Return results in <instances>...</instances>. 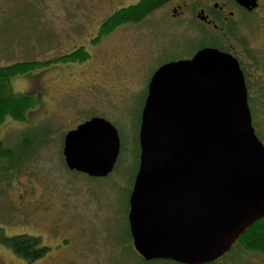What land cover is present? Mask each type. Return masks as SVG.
<instances>
[{
    "label": "rangeland",
    "instance_id": "1",
    "mask_svg": "<svg viewBox=\"0 0 264 264\" xmlns=\"http://www.w3.org/2000/svg\"><path fill=\"white\" fill-rule=\"evenodd\" d=\"M4 1L0 0L1 64L47 61L81 46L90 58L85 62H52L12 77L15 90L36 95L39 100L26 121L8 118L0 124V138L16 144L25 130L36 134L47 131L49 135L45 146L32 150L21 167L10 169L9 174H4L7 167H0V226L9 235L42 237L50 248L45 258L48 263L181 264L138 260L128 237L129 195L138 169L139 130L148 83L157 65L175 53L157 55L150 51L160 47V42H155L159 36L152 40L144 35L137 43L145 49L146 65L139 71H110L107 66L100 67L105 45L119 60L136 64L137 56L129 52L137 33L134 26L126 27L125 34L116 29L93 48L94 43L83 37L90 36L96 21L107 12L91 10L85 0H80V8L73 12L65 5L71 0H48L41 9L33 6L37 0H31L32 4L15 11ZM159 22L151 21L157 32L168 30ZM172 42L181 51L180 39ZM93 116L110 120L121 137L120 161L105 177L68 168L61 147L68 130ZM218 264H264V254H234L231 260Z\"/></svg>",
    "mask_w": 264,
    "mask_h": 264
},
{
    "label": "water",
    "instance_id": "2",
    "mask_svg": "<svg viewBox=\"0 0 264 264\" xmlns=\"http://www.w3.org/2000/svg\"><path fill=\"white\" fill-rule=\"evenodd\" d=\"M139 143L128 222L133 247L145 260L212 263L264 218V144L231 54L205 47L158 67ZM120 151L117 127L102 116L64 137L67 167L91 177L109 175Z\"/></svg>",
    "mask_w": 264,
    "mask_h": 264
},
{
    "label": "flooded vegetation",
    "instance_id": "3",
    "mask_svg": "<svg viewBox=\"0 0 264 264\" xmlns=\"http://www.w3.org/2000/svg\"><path fill=\"white\" fill-rule=\"evenodd\" d=\"M45 1L48 0H37L33 2V6L41 9ZM79 1L71 0V4L65 5L71 12L77 11L80 8ZM85 1L88 7L90 5L91 10L107 12L106 15L101 16L96 21L97 26L90 32V36L83 37L87 43H94L93 48L104 40L103 36L108 38L118 28L121 29V33L126 31L128 26H134L137 31L134 37L135 43L129 51L130 54L133 52L137 56L135 65L126 62V59L119 60L117 54L112 53L110 48L106 45L103 47L104 56L100 67L107 66L110 71H124L125 69L129 72L139 71L146 65L145 49L143 50V47L137 43L138 39L144 38V35H148L152 40L154 37L159 36L155 39V42H160V47L150 49V51L153 50L157 55L175 53L174 56L159 63L153 70L151 77L161 65L172 60L191 58L197 51L205 47L217 48L234 56L239 61L245 77L248 104L255 133L264 144V0H162L141 20L121 23L108 33L104 31V23L108 21L107 19L118 9L139 3L141 0ZM4 2L13 11L19 6L23 8L27 4H32L31 0H5ZM60 7L62 8V4H60ZM156 19H159V23L167 27L168 30L161 28V33L157 32L156 26L151 25V21H156ZM72 22L78 23L76 20H72ZM173 38L180 39L181 51L175 49V44L172 42ZM134 47L136 48L135 51H133ZM80 48L87 50L84 46H81L74 51ZM123 67L124 69L120 70ZM100 70L105 71L106 69L102 68ZM95 72L98 71L95 70ZM261 108L263 112L260 111ZM261 220V229L264 230V218ZM236 245L234 244L232 250L223 257L231 252L233 257L234 254H246V252L258 255L264 254V251L260 249H250L240 244L237 249ZM45 258L46 256L40 258L22 257L12 247L0 242V264H57L55 262L48 263Z\"/></svg>",
    "mask_w": 264,
    "mask_h": 264
},
{
    "label": "trees",
    "instance_id": "4",
    "mask_svg": "<svg viewBox=\"0 0 264 264\" xmlns=\"http://www.w3.org/2000/svg\"><path fill=\"white\" fill-rule=\"evenodd\" d=\"M161 1L162 0H141L139 3L131 4L125 8L118 9L107 19L108 21L104 23V31L108 33L121 23L141 20ZM89 58V52L84 48H80L74 52L66 53L59 56L58 58L47 61L26 60L17 61L11 64L0 63V124L4 123L8 118L19 122L26 121L28 112H30V110L37 104L39 100L36 95L26 94L15 90L11 80L12 77L19 74H24L36 67L46 66L52 62H83ZM37 132L38 133L36 134L30 130L23 131L19 142L16 144H7L4 139L0 138V167H7L4 174H9L10 169L12 168L21 167L22 161L27 156H30L31 152H33L32 150L38 151L45 146L49 133L42 130ZM61 147H63V143ZM0 189H2L1 185ZM261 222L262 220L248 228L246 232L240 236L235 247L237 248V246L240 244L247 246L250 249H260L264 251V230L261 229ZM128 237L131 239L130 231H128ZM0 242H4L6 245L12 247L18 255L25 258L45 257L50 249L46 244L43 243L42 237L40 236L31 235L28 233L9 235L5 231L4 227L1 226ZM131 250L134 251L133 244H131ZM136 255V258L138 260L140 259L144 263L174 262L171 260L162 259L147 261L137 253ZM232 258L233 256L231 252L225 257L219 259L218 261H213L210 264H218L220 260H231Z\"/></svg>",
    "mask_w": 264,
    "mask_h": 264
}]
</instances>
